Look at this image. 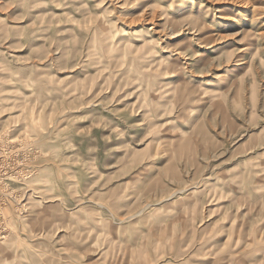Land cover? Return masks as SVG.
Returning a JSON list of instances; mask_svg holds the SVG:
<instances>
[{
    "label": "rangeland",
    "instance_id": "374dc122",
    "mask_svg": "<svg viewBox=\"0 0 264 264\" xmlns=\"http://www.w3.org/2000/svg\"><path fill=\"white\" fill-rule=\"evenodd\" d=\"M16 262L264 264V0H0Z\"/></svg>",
    "mask_w": 264,
    "mask_h": 264
},
{
    "label": "bare ground",
    "instance_id": "6f19581e",
    "mask_svg": "<svg viewBox=\"0 0 264 264\" xmlns=\"http://www.w3.org/2000/svg\"><path fill=\"white\" fill-rule=\"evenodd\" d=\"M178 52H179V51H178ZM180 52H181V51H180ZM25 204H27V202H26ZM25 204H24V205H25ZM1 236H4V235H1ZM3 246H4V245H3ZM15 264H21V263H19V262H16Z\"/></svg>",
    "mask_w": 264,
    "mask_h": 264
}]
</instances>
